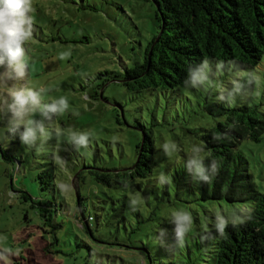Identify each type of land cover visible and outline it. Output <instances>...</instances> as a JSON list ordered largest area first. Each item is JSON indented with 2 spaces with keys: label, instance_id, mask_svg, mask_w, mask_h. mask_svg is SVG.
Listing matches in <instances>:
<instances>
[{
  "label": "rangeland",
  "instance_id": "374dc122",
  "mask_svg": "<svg viewBox=\"0 0 264 264\" xmlns=\"http://www.w3.org/2000/svg\"><path fill=\"white\" fill-rule=\"evenodd\" d=\"M30 15L34 31L25 42L27 67L22 77L12 72L8 83L33 90L35 99L26 106L24 119L31 118L44 131L36 132L32 147L24 145V127L12 130V115L0 105V264L202 263L203 231L215 228L218 219L243 222L249 204L203 201L185 160L193 145L204 146L206 157L202 135L224 120L228 104L218 97L222 88L231 90L232 74L244 94L231 106L256 103L264 112V59L256 70L226 66L211 83L199 88L187 83L167 93L134 96L110 79L100 91L104 100L94 92L105 79L143 62L159 26L154 3L31 0ZM7 71L6 58L0 77ZM243 72L252 73L251 83L247 76L239 78ZM105 73L109 75L97 79ZM116 104L124 106L130 125L118 124ZM140 125L152 132L155 149L152 173L138 180L141 190L108 187L89 170L74 189L69 174L76 177L84 167L121 170L135 165L143 140ZM79 135H87V145L75 143ZM239 151L264 195V134L258 142L243 140ZM47 173L54 175L50 187L41 179ZM78 194L85 219L94 218L88 223L91 233L80 214ZM51 203L58 213L43 211ZM180 212L191 214L185 244L166 250L176 243L171 218ZM160 227L163 235L157 233Z\"/></svg>",
  "mask_w": 264,
  "mask_h": 264
},
{
  "label": "trees",
  "instance_id": "16d2710c",
  "mask_svg": "<svg viewBox=\"0 0 264 264\" xmlns=\"http://www.w3.org/2000/svg\"><path fill=\"white\" fill-rule=\"evenodd\" d=\"M151 1L156 6L159 26L146 45L143 62L126 67L121 75L105 79L94 92L95 97L105 100L100 91L111 80L123 84L134 96L144 92H173L186 84L189 68L198 67L205 58L211 65L223 62L225 67L234 66L245 72L260 67L264 59V0ZM107 75L109 73L101 74L97 79ZM116 105L118 124L130 125L125 118L124 106ZM223 111L224 120L204 130L202 135L207 150L206 174L212 175L213 159L218 163V171L209 182H199L200 197L203 201L248 203L249 208L243 222L226 223L223 235L216 228L203 231L200 245L206 247V251L200 264H264V195L253 181L248 159L239 151V145L245 139L260 141L264 134V112L256 103L228 105ZM140 129L143 140L138 145L135 165L121 170L84 167L76 177L69 174L76 189L83 171L89 170L97 182L108 187L123 185L141 190L142 183L138 180L152 173L155 149L152 132L145 126L140 125ZM220 134H224L223 138L214 139ZM41 179L45 180L46 187H50L54 175L43 174ZM78 200L80 214L91 233L88 223L94 218L85 219L79 194ZM50 210L58 213V206L51 203L43 208L45 212L51 213Z\"/></svg>",
  "mask_w": 264,
  "mask_h": 264
},
{
  "label": "clouds",
  "instance_id": "9594fccd",
  "mask_svg": "<svg viewBox=\"0 0 264 264\" xmlns=\"http://www.w3.org/2000/svg\"><path fill=\"white\" fill-rule=\"evenodd\" d=\"M31 12V0H0V66L5 65V59L7 58L8 71L3 77H0V105H6L7 111L11 113L12 119L10 125L12 130L23 126L25 131L21 134V141L24 145L32 147V144L36 140V132H43L42 126L34 127V120L31 118L25 120L24 117L29 111L26 107L30 101L35 99V93L31 88L21 87L19 84H9L11 80L12 72H15L16 77L23 76V69L27 67L25 63L26 58V46L25 42L29 40L33 35L34 26L33 20L30 15ZM231 64V62H230ZM216 72H212V65L210 61L205 58L200 65L195 68H189L188 81L190 87L199 88L204 84L212 82V76L224 71L225 64L223 62H217ZM233 75L231 80V90L228 88H222L221 94L218 97L220 101L227 103L229 106L235 103L237 96L243 95V85L238 82L237 77ZM244 76L248 77V81H252V73L248 72L239 77L243 79ZM61 104H64V99H61ZM66 106V105H65ZM55 111V107L51 106ZM224 134H220L214 139L223 138ZM79 146L87 145V135H79L77 141ZM205 155L204 146L193 145L185 160V165L188 171L192 174L194 182L210 181L218 171V163L216 160H211L212 175L206 174L207 169L205 167ZM191 220V214L188 212L174 213L171 221L176 224L175 236L176 243L170 248L166 247V250H174L176 248H182L185 244L187 225ZM226 222L218 219L215 223L217 231L223 235L226 227ZM163 235V229L161 227L158 232ZM157 233L154 239L160 244L157 238Z\"/></svg>",
  "mask_w": 264,
  "mask_h": 264
},
{
  "label": "water",
  "instance_id": "95a60500",
  "mask_svg": "<svg viewBox=\"0 0 264 264\" xmlns=\"http://www.w3.org/2000/svg\"><path fill=\"white\" fill-rule=\"evenodd\" d=\"M102 93H103V92H101V95H102ZM73 184H74V180H73ZM74 189H76L75 186H74Z\"/></svg>",
  "mask_w": 264,
  "mask_h": 264
},
{
  "label": "built area",
  "instance_id": "2783aa9c",
  "mask_svg": "<svg viewBox=\"0 0 264 264\" xmlns=\"http://www.w3.org/2000/svg\"><path fill=\"white\" fill-rule=\"evenodd\" d=\"M92 219V218H91Z\"/></svg>",
  "mask_w": 264,
  "mask_h": 264
}]
</instances>
